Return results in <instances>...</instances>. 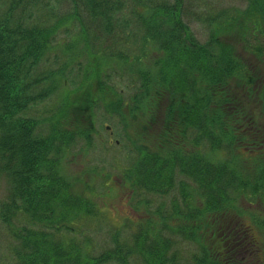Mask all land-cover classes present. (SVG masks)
<instances>
[{"label": "trees", "instance_id": "obj_1", "mask_svg": "<svg viewBox=\"0 0 264 264\" xmlns=\"http://www.w3.org/2000/svg\"><path fill=\"white\" fill-rule=\"evenodd\" d=\"M184 3L0 0L1 264H264V217L249 214L258 240L238 202L264 203V0L207 13L203 42ZM232 28L254 62L224 41ZM99 112L130 145L120 178L144 216L93 254L78 222L100 208L68 169Z\"/></svg>", "mask_w": 264, "mask_h": 264}, {"label": "rangeland", "instance_id": "obj_2", "mask_svg": "<svg viewBox=\"0 0 264 264\" xmlns=\"http://www.w3.org/2000/svg\"><path fill=\"white\" fill-rule=\"evenodd\" d=\"M185 9L188 12L184 14V20L190 25L194 34L197 38L203 42L208 36V27L206 25V20L204 21L206 14H215L217 11L226 10L228 14H235L236 10L243 9L246 6L247 0H184ZM250 36V35H249ZM250 43L254 42L252 38L247 39ZM224 41L228 44L230 43L236 51V54L242 58L244 61L254 62L255 54L247 49L243 44H245L239 37L236 36L233 28L231 32L225 35ZM250 65V64H249ZM112 84L116 86L118 90H124L125 94L127 90H125L123 81L118 80L117 77L112 78ZM55 97V96H54ZM51 97L46 100L45 103L38 104L35 109L40 112L43 116H46V113H43V109L47 110V107L55 102V98ZM38 114V116L40 115ZM102 113L99 112L98 122H97V133L94 135V146L86 147L83 141H80L75 150H80V147H84L85 151H81L80 154L76 156L75 165H72L70 170L68 169V173H77V176L81 179V183L76 185V192H81L84 196L91 198L98 207L100 208V214L96 218L91 220H81L78 222L79 226V236L78 239H81L83 236H89L91 240L92 246L94 249L92 251L93 254H97L99 251V247L97 244H102L103 238L107 239V230L110 229V226L113 227L115 225H121V223L126 219V217L130 218L131 221H135L137 219V215L144 216V213H136L133 209L130 208V202L134 203L133 200L130 199L131 194L129 193V189L124 187L121 182V169L124 164L123 155L129 152L130 145L126 142L125 138H122V143L119 144L117 139L120 140L118 134L119 129L114 123L103 122ZM103 124H107L108 129H103ZM111 141V143H110ZM114 146V142H116ZM221 157H224V151H220ZM82 155V156H81ZM252 154H244L245 159H248ZM244 162V161H243ZM244 164V163H243ZM244 166V165H243ZM245 167V166H244ZM250 170V169H249ZM248 170V171H249ZM243 169L241 170V176L245 175ZM108 174V176H107ZM177 192L176 189L174 190ZM6 193V182L3 178L0 177V196L3 197ZM146 195L145 197H147ZM152 196V205L158 204V201L165 200L168 201L170 199V195L166 196ZM137 195H134V199ZM249 199H253L251 195L248 197H243L241 195L238 196V202L240 208L244 212V220L245 225L251 226V230L254 233L255 237L260 240L262 234H259V230L254 227L252 228V223L249 219L250 213H257L258 216L264 217V203L258 200V197H254L253 201L249 202ZM131 204V205H132ZM199 201H197L196 206H199ZM143 205L140 206V208ZM141 211V210H140ZM248 215V216H247ZM85 221V224H83ZM2 241H0L1 244ZM258 242V241H257ZM6 248L3 245L0 248V252H2ZM262 250V249H261ZM262 252H264L262 250ZM5 259L8 261L7 256L10 255V252L5 249L3 251ZM4 257L0 261L4 262ZM1 258V253H0Z\"/></svg>", "mask_w": 264, "mask_h": 264}]
</instances>
